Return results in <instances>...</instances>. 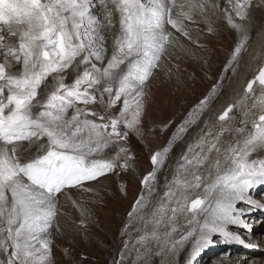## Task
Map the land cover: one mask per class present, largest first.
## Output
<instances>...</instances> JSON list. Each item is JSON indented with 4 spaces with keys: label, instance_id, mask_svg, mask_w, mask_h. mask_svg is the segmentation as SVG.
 I'll return each mask as SVG.
<instances>
[{
    "label": "snow or ice",
    "instance_id": "obj_1",
    "mask_svg": "<svg viewBox=\"0 0 264 264\" xmlns=\"http://www.w3.org/2000/svg\"><path fill=\"white\" fill-rule=\"evenodd\" d=\"M262 6L264 0H0V264H59L61 220L76 223L74 209L86 227L85 197L99 196L92 185L136 170L130 138L155 130L151 84L172 80L180 37L198 44L199 26L215 35L218 21L237 35L220 80L175 124L166 146L149 150L151 171L112 264H157V257L159 264H195L216 237L260 247L232 226L251 231L244 217L264 210L253 195L264 187V68L239 99L214 104L247 51L250 11ZM180 142L186 148L169 163Z\"/></svg>",
    "mask_w": 264,
    "mask_h": 264
},
{
    "label": "rangeland",
    "instance_id": "obj_2",
    "mask_svg": "<svg viewBox=\"0 0 264 264\" xmlns=\"http://www.w3.org/2000/svg\"><path fill=\"white\" fill-rule=\"evenodd\" d=\"M207 32L203 31L201 33L204 35L201 38L203 43L201 47L212 55L220 49L223 41L227 44H235L237 40L236 37L229 36L226 30H218L215 35H209ZM201 47L198 46L195 49L199 56L201 55L200 62L205 65L206 57L199 53ZM174 58L175 62L170 67L177 72L176 66L178 65L179 71H183L184 75L173 74L171 81H166V78L163 77L162 80H154L151 84V92L156 102L150 104L148 108V122L155 130L146 131L143 139L131 135L129 146L131 152L137 158L136 170L119 175H109L101 182L92 185L99 192V196L85 197L84 208L87 210L88 215L90 213L89 216L93 225L86 224L85 227L80 222L72 223L69 221L70 219L61 220L63 236L56 239L54 247L59 264H112L122 248L121 230L127 220L128 212L140 194V181L144 175L151 171V152L149 150L156 151L166 146L171 133L175 131V124H179L188 111L195 107L199 100L209 92L210 88L219 81H207L189 75L188 69L194 68L196 65L191 61V58L181 57L179 54L174 55ZM228 83V80H225L223 91L227 88ZM160 99L165 100L166 103H160ZM216 104L217 102L214 106ZM168 120L174 121L173 127L166 132H161L162 124ZM183 145L184 142H180V146L174 148L169 159L174 155H179L183 150ZM205 174L207 175L206 172ZM122 188L124 191L121 190ZM244 219L246 224L252 228L248 214ZM237 231L246 243H252L251 237L248 235V228L240 227ZM214 244L217 246V242ZM219 245L221 244L219 243ZM65 250L70 254L65 255ZM216 253H218L217 250H210L206 255L200 256L203 264H210L209 256L214 258ZM230 254L239 255L244 254V252L234 251L230 252L229 256ZM259 256L264 255L261 254L257 257ZM82 257H86V259L82 260ZM231 264L241 263L232 261Z\"/></svg>",
    "mask_w": 264,
    "mask_h": 264
},
{
    "label": "bare ground",
    "instance_id": "obj_3",
    "mask_svg": "<svg viewBox=\"0 0 264 264\" xmlns=\"http://www.w3.org/2000/svg\"><path fill=\"white\" fill-rule=\"evenodd\" d=\"M259 2V0H256ZM251 19V32L250 38L247 42V51L243 54V59L240 61V67L236 69V73L233 75L232 72L227 73L228 77H231V83L227 84V88L223 91L221 98L217 101V104L214 107L224 106L226 107L228 103L234 102V100L239 99V94L243 92L244 87H246V81L253 78L254 75L258 74L260 68L264 65V6L260 8H253L250 11ZM195 28L196 26H192ZM203 31H207V26H199ZM218 30H226L229 36L236 37L235 32L231 31L222 21H218L214 24ZM202 31V32H203ZM208 33V32H207ZM210 35V34H209ZM203 34L199 35L198 44L190 43L183 37H180V44L184 47L181 49L179 45L174 50V55H181V57H190L191 61L195 63V67L188 69V74L192 76H197L205 80H220V77L223 73L224 65L227 62V57L229 52L234 47V44H227L223 41V45L220 46V49L217 50L216 54L212 55L209 52H206L202 43ZM193 39H196V33H193ZM234 39V38H233ZM220 44V43H219ZM199 46L201 47L200 54L204 55L208 60L207 64H202L200 62L199 54L196 49ZM218 46V45H217ZM196 48V49H195ZM210 58V59H209ZM173 58L172 63L175 62ZM173 74L184 75L183 71H174ZM164 76H161L159 79L162 80ZM206 81V82H207ZM205 83V82H204ZM210 83V82H209ZM207 85V84H206ZM194 86V85H193ZM211 89V88H210ZM202 92V91H201ZM183 148H186V144L183 145ZM179 155H174L170 157L169 163H174V160L177 159ZM206 175V174H205ZM202 188L196 190L192 198H196L202 192ZM254 198L261 199L264 201V187H260L253 193ZM263 197V198H262ZM73 199H76V196H73ZM74 213L73 218L76 222H80V213L76 210H72ZM248 216L251 219L250 224L253 226L248 235H250L253 245H260L258 248H248L240 245L238 243H226L221 238L216 237L215 244L211 245L204 251H202L196 258L195 264H203L200 256L206 255L210 250H217L218 253L212 256H209L210 264H231L232 261L240 262L241 264H264V210L251 211L248 213ZM85 224L93 225L91 217L86 213L83 217ZM69 220V219H68ZM71 221V219L69 220ZM240 227L232 226V231L237 232V229ZM242 236V235H241ZM219 243L221 245H219ZM105 248V247H104ZM224 250H220V249ZM243 251L244 254L232 255L230 252ZM157 264H159V258H156Z\"/></svg>",
    "mask_w": 264,
    "mask_h": 264
},
{
    "label": "water",
    "instance_id": "obj_4",
    "mask_svg": "<svg viewBox=\"0 0 264 264\" xmlns=\"http://www.w3.org/2000/svg\"><path fill=\"white\" fill-rule=\"evenodd\" d=\"M262 68H264V65H263V67Z\"/></svg>",
    "mask_w": 264,
    "mask_h": 264
}]
</instances>
